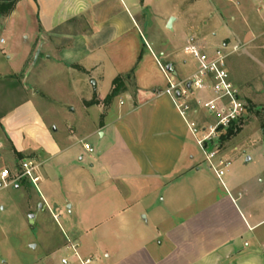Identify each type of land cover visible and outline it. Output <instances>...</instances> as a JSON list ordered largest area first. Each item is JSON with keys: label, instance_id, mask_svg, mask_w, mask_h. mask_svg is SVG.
<instances>
[{"label": "crops", "instance_id": "1", "mask_svg": "<svg viewBox=\"0 0 264 264\" xmlns=\"http://www.w3.org/2000/svg\"><path fill=\"white\" fill-rule=\"evenodd\" d=\"M12 1L0 0V25L7 30L20 22L22 33L32 34V40L22 57L8 64L7 71L0 70V125L15 156L42 163L37 213L50 209L52 187L60 180L50 178L53 167L48 163L68 164L78 155L82 161L84 153H95L90 166L106 182L100 194L110 197L82 217L93 219L90 226L138 227L127 235L113 233L115 246L107 244L111 232L105 231L99 242L106 258L98 256L97 264H264V250L254 234L264 219L252 220L247 203H241L243 193L229 189L217 194L195 163L192 134L165 93L168 79L160 63L166 67L172 60L144 34L148 0H16L7 12ZM31 71V96L45 93L42 82L54 71L95 79L86 99L87 123L68 126L65 135L59 125L53 127L24 90ZM20 73L23 77H17ZM169 76L175 79L173 73ZM117 77L124 87L106 101ZM14 88L20 100L4 110ZM196 112L190 110L188 117L196 121ZM96 134L99 151L90 152L83 141L89 143ZM186 193L191 196L183 199ZM85 259L92 263L90 256Z\"/></svg>", "mask_w": 264, "mask_h": 264}, {"label": "rangeland", "instance_id": "2", "mask_svg": "<svg viewBox=\"0 0 264 264\" xmlns=\"http://www.w3.org/2000/svg\"><path fill=\"white\" fill-rule=\"evenodd\" d=\"M148 6L144 34L159 52H165L166 60H172L177 72L173 73L176 82L192 76L198 68V62L183 52L190 36H196L199 43L210 51L217 48L232 51L227 58V68L240 96L247 103L248 111L242 122L234 123V135L221 139L227 129L221 130L218 144L209 143L207 148L208 151L216 149L230 161L228 170L221 179L217 177L193 136L189 141L190 148L195 163L206 173L207 185H213L217 194L227 193L229 189L243 193L241 203H247V211L254 216L252 220L264 219V0H148ZM170 17H175L172 28L167 27ZM15 25L7 30L0 25L2 72L8 70V64L23 56L24 45L32 40V34L22 33L20 22ZM56 71L42 82L45 95L31 96L33 71L26 74L24 90L33 98L44 118L53 121V127L60 126V133L65 135L68 126L89 120L86 99L93 94L95 79L86 78L88 81H85L84 77L88 76L72 74L65 77ZM23 75L20 73L17 77ZM3 84L4 80L0 79V100H4ZM19 84L15 80V86ZM11 92L9 102L3 104L4 110L12 109L20 100L19 90L14 88ZM211 97V92L202 89L189 93V101L198 107L193 119L201 127L213 125L218 120L217 114L210 113L203 105ZM200 100L202 103H198ZM118 102L119 97L116 104ZM8 106L13 107L6 109ZM86 125L91 126L90 122ZM99 137L96 134L88 139L95 152L99 151ZM198 137L202 138L203 134L199 132ZM0 142L4 144L0 149V171L4 167L17 171L21 159L11 152L12 144L3 134L2 125ZM76 149L82 150L83 147L78 145ZM94 154L84 153L82 161L78 155L68 164L56 165L55 160L48 163L53 167L50 178L60 180L52 187L50 209L38 213L34 227L29 223V214L37 212L40 207L38 198L42 194L38 188L29 179L19 182V188L16 184L0 187V264H82L71 245L76 247L82 260L90 256L91 264H97L98 256L106 258L99 242L106 236H103L105 231L111 232L107 244L115 246V232L127 235L131 229L133 232L138 229L136 225L90 226L88 222L93 219L82 217V213L104 205L110 197L100 194L106 189V182L96 168L90 166V155ZM248 156L250 161L246 160ZM218 158L214 159L215 162ZM190 196L186 193L183 199ZM55 214L57 218H54ZM88 231L89 236L86 235ZM254 234L264 250V222ZM63 258L68 263H63Z\"/></svg>", "mask_w": 264, "mask_h": 264}, {"label": "built area", "instance_id": "3", "mask_svg": "<svg viewBox=\"0 0 264 264\" xmlns=\"http://www.w3.org/2000/svg\"><path fill=\"white\" fill-rule=\"evenodd\" d=\"M183 52L186 55L192 56L198 62V68L192 76L176 82L175 79L169 76L170 72L166 70V67L160 63L168 79L165 93L173 99L176 108L186 121L192 136L203 150L210 167L221 179L226 170H228L230 161L220 155L216 149L208 151V144L212 142L214 145L218 144L219 132L228 129L235 122L244 118L248 111L247 103L240 96L227 68V58L232 51L226 52L220 48L210 51L201 45L197 37L193 35L188 39ZM189 81H191L192 91L187 87V82ZM194 89L206 90L213 95L203 105L209 109L210 113L214 112L217 114L218 120L215 124L201 127L196 121L188 117L190 110L197 111V108H194L189 101V93H193ZM177 90L180 91V96L176 95ZM198 103H202V101L200 100ZM199 132L203 134L202 138L198 137ZM83 144L88 151H94V148L89 143L83 141ZM2 146L0 143V149ZM215 158L219 159L218 162H215ZM41 165L42 163L34 158H24L21 159L17 171L12 172L8 168L2 169L0 171V187L17 185L22 180L29 179L36 188H39ZM71 247L82 264L89 263L90 259L82 260L76 247L74 245H71ZM62 262L68 263V260L63 258Z\"/></svg>", "mask_w": 264, "mask_h": 264}, {"label": "water", "instance_id": "4", "mask_svg": "<svg viewBox=\"0 0 264 264\" xmlns=\"http://www.w3.org/2000/svg\"><path fill=\"white\" fill-rule=\"evenodd\" d=\"M174 19H175V17H170V19H169V21H168V23H167V27H168V28H172V27H173ZM40 52H41V48H39V49L37 50V52H36V55H35V61L38 59V57H39V55H40ZM166 70H167L168 72H170V73H175L174 64H173L172 62H169V63L166 65ZM92 83H93V85L96 84L95 81H93ZM187 87H188V89H189L190 91H192L191 81L187 82ZM176 95H177V96H180V91H179V90L176 91ZM246 160H247V161H250V160H251V157L248 156ZM17 186H18V185H17ZM37 215H38L37 212H34V213L29 214V223H30V225H31L32 227L35 226L36 219H37ZM32 247L34 248L35 245H32Z\"/></svg>", "mask_w": 264, "mask_h": 264}, {"label": "trees", "instance_id": "5", "mask_svg": "<svg viewBox=\"0 0 264 264\" xmlns=\"http://www.w3.org/2000/svg\"><path fill=\"white\" fill-rule=\"evenodd\" d=\"M16 0H13L9 6L6 8L7 12H10L12 7H13V4ZM123 79L122 77H117L114 79V87L112 88L111 92L108 94V96L106 97V101H110L113 99L114 96H116L119 91L124 87V84H123ZM243 121V119H241ZM240 120V121H241ZM241 121V122H242ZM233 127H234V124L231 125L228 129H227V133L225 135H223L221 137V139H226L227 137L231 136V135H234L235 134V131H233ZM241 128V126H240Z\"/></svg>", "mask_w": 264, "mask_h": 264}]
</instances>
